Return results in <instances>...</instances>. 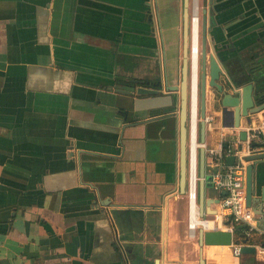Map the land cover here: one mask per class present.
<instances>
[{
  "label": "crops",
  "instance_id": "obj_1",
  "mask_svg": "<svg viewBox=\"0 0 264 264\" xmlns=\"http://www.w3.org/2000/svg\"><path fill=\"white\" fill-rule=\"evenodd\" d=\"M187 2L200 20L199 103L203 18L219 83L253 78L264 95V0ZM184 10L185 0H0V264H264V245L241 255L235 242L201 246L202 225H192L173 89ZM206 81L214 119L204 122L199 104L197 220L227 231L241 224L222 208L227 192L213 183L208 154L222 146L231 167L230 149L248 154L262 142L241 140L245 120L223 128L208 67ZM188 100L189 114L190 81ZM188 127L187 148L190 117ZM253 207L262 225L264 207Z\"/></svg>",
  "mask_w": 264,
  "mask_h": 264
},
{
  "label": "water",
  "instance_id": "obj_2",
  "mask_svg": "<svg viewBox=\"0 0 264 264\" xmlns=\"http://www.w3.org/2000/svg\"><path fill=\"white\" fill-rule=\"evenodd\" d=\"M202 48H201V83H200V116L202 119L206 118V75L207 67L209 68L210 87L215 88L218 94L217 109L220 112L222 125L225 129L240 128L242 122L245 120L247 124L251 125L253 114H257L264 110V95L263 92H257L254 79L249 83H243L242 80H230L227 85L220 84L222 68L214 55H209L207 62V27L206 18H203L202 25ZM183 63H182V78L180 86L174 87V90L180 92V177L181 190L184 193L187 186V142H188V99H189V81H190V97L191 100L196 91L197 80H194V40L192 39L190 48V16L188 12V2L185 0L184 10V28H183ZM191 69V73H190ZM264 81V80H263ZM205 122V121H204ZM205 124L202 123V140L204 138ZM248 132L242 130L240 138L243 141L247 140ZM264 143L257 141L251 142L250 149L263 148ZM244 160L248 162L246 168V186H247V205L252 207L253 204L260 205V211L264 207V186L261 183L264 180V174L261 172L264 169V150L263 152L253 153L245 156ZM229 164L233 165L235 157L227 158ZM200 169L202 178L205 177V152L201 150ZM260 183V185H259ZM204 186V184H202ZM211 186V184H208ZM260 187V188H259ZM259 188V189H258ZM259 191V196L256 194ZM200 211L203 216L204 213V194L201 191L200 196ZM208 222V221H204ZM231 222L227 223L230 224ZM202 228L199 232L200 244L207 246H232L236 242V232L245 229L246 225L241 224L235 226L232 230H206V225L202 223ZM242 254H254L256 247L247 244V239L244 238L241 243ZM264 247V246H263Z\"/></svg>",
  "mask_w": 264,
  "mask_h": 264
},
{
  "label": "built area",
  "instance_id": "obj_3",
  "mask_svg": "<svg viewBox=\"0 0 264 264\" xmlns=\"http://www.w3.org/2000/svg\"><path fill=\"white\" fill-rule=\"evenodd\" d=\"M200 20L197 14H193L190 19V48L192 39L194 40L193 33L197 32V43L199 53L200 43ZM199 99H198V84L196 85V91L189 105V117L191 121L190 140L191 144L188 148L187 154V188L189 192V200L191 203V220L192 222L198 218L199 210L197 205L198 196V182H199V161L197 149L200 145L195 139L196 124L199 112ZM214 118L206 117L205 122L211 123ZM248 133L252 138H258L264 143V110L256 114V118L252 119ZM248 149V154H244L242 150L232 152L230 149L228 155L235 154L237 163L234 166L227 167L223 163L225 152L222 146L216 150H210L209 157L211 159L210 167L213 169L212 180L216 187L220 190L227 192V197L222 201L223 210H229L237 224H245L248 233L257 232L264 234V210H263V224H258V212L254 207L247 205V186H246V168L248 162L244 160V157L257 152H263V148ZM194 205V206H193ZM194 207V211L192 208ZM206 221V220H205ZM201 222V221H200ZM204 222V221H203ZM202 225V222L199 225ZM203 226V225H202ZM231 230L233 229L230 228ZM234 254L241 255V244L234 245Z\"/></svg>",
  "mask_w": 264,
  "mask_h": 264
},
{
  "label": "trees",
  "instance_id": "obj_4",
  "mask_svg": "<svg viewBox=\"0 0 264 264\" xmlns=\"http://www.w3.org/2000/svg\"><path fill=\"white\" fill-rule=\"evenodd\" d=\"M245 229H241L236 232V242L238 244L241 243V241L246 238L247 244L249 245H264V235H259L258 233H252L250 236H247L244 234Z\"/></svg>",
  "mask_w": 264,
  "mask_h": 264
},
{
  "label": "bare ground",
  "instance_id": "obj_5",
  "mask_svg": "<svg viewBox=\"0 0 264 264\" xmlns=\"http://www.w3.org/2000/svg\"><path fill=\"white\" fill-rule=\"evenodd\" d=\"M193 35H194V49H195V53H194V80L196 79V74H195V72H196V67H197V55H198V43H197V32L195 31L194 33H193ZM194 206V205H193ZM192 210L194 211V207L192 208ZM201 220H197V219H195L194 221H193V223H192V225H193V227H195L196 225H198L199 223H204L205 225H206V227L207 228H212L213 227V223L211 222V221H208V222H203V221H201Z\"/></svg>",
  "mask_w": 264,
  "mask_h": 264
}]
</instances>
